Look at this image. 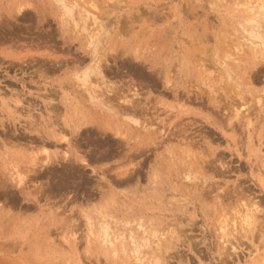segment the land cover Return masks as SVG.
<instances>
[{"label":"rangeland","instance_id":"374dc122","mask_svg":"<svg viewBox=\"0 0 264 264\" xmlns=\"http://www.w3.org/2000/svg\"><path fill=\"white\" fill-rule=\"evenodd\" d=\"M262 4L0 0V264H264Z\"/></svg>","mask_w":264,"mask_h":264},{"label":"bare ground","instance_id":"6f19581e","mask_svg":"<svg viewBox=\"0 0 264 264\" xmlns=\"http://www.w3.org/2000/svg\"><path fill=\"white\" fill-rule=\"evenodd\" d=\"M259 9H260L261 11H263V10H264V5H263V4L260 5ZM261 14H262V12H261ZM80 79H81V80H80ZM80 79H79V80H80V84H81L85 89H88L89 86H90V84H91V81H90L89 78H88V74L84 75V76H83L82 78H80ZM250 219H251V216L245 214V215H244V218H243V220H242V225H241V227H242V228H249V226H250Z\"/></svg>","mask_w":264,"mask_h":264}]
</instances>
